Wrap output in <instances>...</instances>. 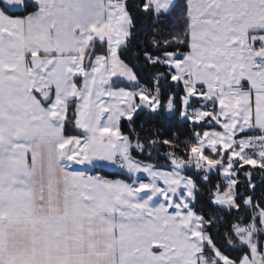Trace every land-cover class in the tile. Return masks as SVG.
I'll return each instance as SVG.
<instances>
[{
    "label": "snow or ice",
    "instance_id": "snow-or-ice-1",
    "mask_svg": "<svg viewBox=\"0 0 264 264\" xmlns=\"http://www.w3.org/2000/svg\"><path fill=\"white\" fill-rule=\"evenodd\" d=\"M0 264H264V0H0Z\"/></svg>",
    "mask_w": 264,
    "mask_h": 264
}]
</instances>
